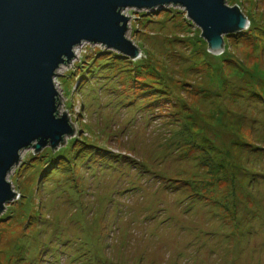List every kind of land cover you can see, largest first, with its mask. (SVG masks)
<instances>
[{"label": "rangeland", "instance_id": "obj_1", "mask_svg": "<svg viewBox=\"0 0 264 264\" xmlns=\"http://www.w3.org/2000/svg\"><path fill=\"white\" fill-rule=\"evenodd\" d=\"M218 51L179 5L125 7L128 57L82 41L54 77L74 132L7 174L0 264H264V0Z\"/></svg>", "mask_w": 264, "mask_h": 264}, {"label": "water", "instance_id": "obj_2", "mask_svg": "<svg viewBox=\"0 0 264 264\" xmlns=\"http://www.w3.org/2000/svg\"><path fill=\"white\" fill-rule=\"evenodd\" d=\"M167 4L183 7L214 51L223 35L248 25L225 0H0V211L15 199L7 174L21 151L57 147L74 132L65 113L57 112L59 65L82 41L136 57L139 49L125 35L128 17L121 10Z\"/></svg>", "mask_w": 264, "mask_h": 264}]
</instances>
